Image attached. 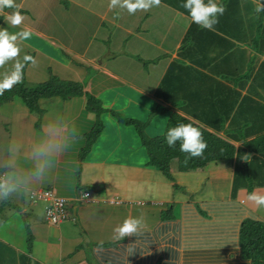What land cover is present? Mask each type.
Masks as SVG:
<instances>
[{"label": "crops", "instance_id": "crops-1", "mask_svg": "<svg viewBox=\"0 0 264 264\" xmlns=\"http://www.w3.org/2000/svg\"><path fill=\"white\" fill-rule=\"evenodd\" d=\"M15 1L19 6L28 2L29 8L35 4V0ZM249 1L252 5L258 2L241 0L240 9L246 16L255 17L256 7L252 6L253 10L246 7L251 5ZM12 11H0V28H5L7 16ZM99 15L101 19H106L104 14ZM135 19L139 21L138 25ZM190 22L189 15L160 1L159 6L150 11L131 15L128 27L124 28L134 35L138 33L136 38H141L143 34L152 36L153 41L156 35L165 38L161 40L164 44L161 41L159 44L163 53L170 54L165 56L169 62L177 56L176 50ZM9 26L17 30L18 26L20 29H30L38 36H47L51 43L56 44L50 34L29 26L25 20L21 25ZM244 38L247 39L245 42L227 37L234 45L227 52L231 57L224 61L225 64L217 60L223 71L232 69L241 75L248 69L249 58H253L252 75L260 69L264 49L255 50L250 42L252 37L244 35ZM17 44L21 49L20 55L0 66V79L13 70L17 61L24 62L25 54L30 55L35 63L29 61L26 64V80L43 82L52 73L64 80L85 81L84 89L97 97L108 111L102 114L103 130L79 161V151L85 144L84 134L94 122V114L86 109L84 95L68 99L51 97L46 101L42 98L39 100L40 113L29 111L17 96L0 106V171L15 160L17 170L27 176L31 169L33 145L44 139L49 124L62 129L63 136L71 145L57 160L48 177L31 188V191L53 189L65 197L69 218L59 224L46 222L43 210L32 207L34 202L29 198L31 191L27 195L14 194L8 200L0 201V264H249L240 255L238 231L240 223L246 218L264 222V207L256 206L247 196L253 192L264 194V185L254 186L249 192L247 188L240 187L233 194V162L225 159L210 160L202 168L180 167L176 161H172L170 172L174 181H171L157 169L146 165L145 152L139 150L141 161H133L134 158L128 156L136 152L133 148L136 140L128 139L135 134L109 112L113 110L125 117L142 120V113L149 116L156 106L168 105L155 94L168 62L163 71L158 70L152 79L146 67L137 66L134 69L141 78H136L137 75L133 78L129 66L114 64L122 57L113 53L103 56L109 63L102 58L95 64L98 55L90 52V42L81 50L67 48L73 60L67 63L52 53L38 50L28 41L18 39ZM89 66L95 69L90 77ZM221 81L229 90L240 93L237 98L248 94L256 100L257 107L264 104L263 86L258 82L254 84L255 90L248 92V79L239 81L240 85ZM117 84L125 86V90L120 87L119 99L141 102L140 106L130 105L132 110L129 114L121 106H115L113 96L110 97L113 89H120L114 87L107 91L108 87ZM128 89L135 92V100L127 93ZM256 102L247 107L256 108ZM238 104L239 101L229 112L223 129L218 131L235 146H239L241 140L230 136V123L236 116ZM165 116H153L151 120H159L160 126L162 123L165 126ZM160 126L152 128V132L149 126L146 131L149 135L160 134ZM253 135L248 134L245 138L250 139ZM111 154H124V158L109 157ZM214 181L227 182L226 195H217L215 186H211ZM173 183L178 188H173ZM84 191L89 195L81 199ZM127 217L140 218L142 224L137 233L118 238L114 229Z\"/></svg>", "mask_w": 264, "mask_h": 264}, {"label": "trees", "instance_id": "trees-1", "mask_svg": "<svg viewBox=\"0 0 264 264\" xmlns=\"http://www.w3.org/2000/svg\"><path fill=\"white\" fill-rule=\"evenodd\" d=\"M160 1L189 15L188 11L182 7L184 0ZM240 1L220 0L225 11L218 17V23L213 30L202 29L192 22L189 23L185 36L176 50L177 56L168 62L155 92L156 96L168 105L156 106L146 121L125 117L113 110L109 111L121 125L133 127L145 152L146 165L157 169L171 181H174L170 172L172 161H176L177 165L185 168H202L213 159L232 161L233 194L240 187L247 188L249 192L254 186L264 185V104L257 107L256 100L248 94L237 98L240 93L229 90V87L221 81L222 79L240 85L239 81L244 82L248 79L250 81L248 92L255 90L256 82L263 86L264 91V60L254 75L251 72L253 58H249L248 69L241 75L232 69L228 70L229 72L223 71L219 66L221 60L224 62L231 57L227 52L234 43L227 37L241 39L245 42L247 39L244 35L245 37L251 36L250 42L255 46V50L263 51L264 49V12L256 13L255 17H248L243 10L241 11ZM249 3L251 4V1ZM252 6L257 7L255 4L246 5L249 10H253ZM259 36H261L260 39H258ZM163 55L169 56L170 54L163 53ZM138 59L141 60L139 57ZM158 59L159 57L147 60V62H156ZM142 65L147 64L144 62ZM82 95L86 98V109L94 114V122L84 134L85 144L78 154V160L81 161L103 130L102 114L108 111L97 97L84 89L83 83L64 80L52 73L43 82L29 83L24 77L23 70L21 82L0 95V106L17 96L21 98L29 111L40 113L39 100L42 98L68 99ZM237 101L239 104L236 116L230 123V136L241 140L239 146H235L226 137L218 134V131L223 129L226 118L229 117V112ZM255 102L256 108L255 106L254 108L247 107L251 104L255 105ZM163 112L167 119L163 132L149 135L146 131L149 119L153 116L158 117ZM240 116H242V121H240ZM190 122L200 128L207 144L200 157H190L188 153L181 152L179 142L175 147L170 148L165 141L168 128L178 123ZM254 122L260 127L256 128ZM253 133L252 138H245ZM173 188L176 189L178 186L173 183ZM238 238L241 257L247 259L249 264H264V222L251 218L242 220Z\"/></svg>", "mask_w": 264, "mask_h": 264}, {"label": "rangeland", "instance_id": "rangeland-1", "mask_svg": "<svg viewBox=\"0 0 264 264\" xmlns=\"http://www.w3.org/2000/svg\"><path fill=\"white\" fill-rule=\"evenodd\" d=\"M109 2L110 0H35V4L33 3L34 6L32 8H29L27 6L28 2H25L23 6L20 7L25 17L24 20L26 21V23L29 24V26L34 27L35 29L43 30L45 34L47 33L46 35L50 34L56 44L51 43L50 38H48L47 36H38L32 31V37L29 40L25 41H28L33 47L37 48L38 50L52 53L53 55L58 57L59 60L63 61V63H67L72 60V55L70 51L67 50V48L71 50H81V48L85 46L86 43L90 42V52L98 55L94 60L95 64L99 63L104 55L113 53L115 55H118L119 57H122L118 58V63L115 62L114 64L116 66H129V68H131V76L133 78L136 75V78H141L138 74L139 72L137 70L135 71L134 69L135 67L140 66L141 68L146 67L145 70L147 69V72L152 79L158 70L159 72L163 71L166 66L165 64L168 62V57H165L164 55L159 56L163 53L160 49L159 42L165 38H160L159 35H156L157 33L151 34L156 35L153 38L154 41L152 40V36H145V34H143L141 38H136L135 36H138V33L134 35L133 32H129L127 29H125L126 27H128L127 24L129 19H131V15L127 12L126 9H110L108 6ZM8 10L12 11V9ZM140 12L141 11H137L136 13ZM102 13L106 17V19L100 18L99 14L103 15ZM136 19L135 24L138 25L139 21ZM6 24L7 25H5V28L7 27L10 32L12 30L13 32L19 33L25 30L22 28L21 30L19 26L18 30L13 27L10 28L9 23L6 22ZM136 27L138 28L141 26ZM170 37L171 36L169 34L168 40H170ZM161 43L163 42L161 41ZM158 56L159 59L156 62H147V60L158 58ZM138 57L141 58V60H139ZM102 60L105 63H109L105 57ZM144 62H146V66L142 65L144 64ZM87 69L89 73L88 76L93 75L92 73L95 72V69H93L92 66L87 67ZM26 81L32 83L31 81ZM120 85L121 84H117L116 86L113 85V87L110 86L107 88V91L114 87L120 89L119 91H114L113 89L110 97L113 96L115 106H121L129 114L131 113L130 110H132L130 105L132 106L138 104V106H140L141 102L139 100H136L134 102H127L126 99H119L118 93L122 91L121 88L125 90V86L123 85L121 87ZM127 93L133 97V100L136 99L135 92L128 89ZM46 99L50 98H44L43 100L46 101ZM121 102H123V104H121ZM163 114H165V112H163L162 115ZM141 116L143 117L141 118V121H146L149 118L148 115L144 116L143 113L141 114ZM253 124H255V122ZM253 124L252 127L254 128ZM160 125L161 123H159V120L152 121L151 118L149 119L148 127L150 126V132H152V128L156 129ZM255 126H257V124H255ZM162 127L164 128L163 123L162 126L158 128V131L160 133L163 132ZM0 128L2 129L1 125ZM127 130H130L135 134L134 137H128L129 141H133V138L134 140H136L133 147L136 152L134 154L130 153L128 154V156L130 158L132 157L131 159L134 158L133 161H141L142 158L139 157V150L140 152L144 153L143 147L140 146V142L135 131L133 130V127L131 125L128 126ZM238 144L239 143H237V145ZM109 157L122 160L124 158V154H111ZM213 185L215 186V192H218L217 195H226L224 193L228 189L227 182L225 184L223 183V181H214L211 186ZM247 196L249 195L247 194ZM44 205V201L40 199H36V201L32 203V207L43 210V217Z\"/></svg>", "mask_w": 264, "mask_h": 264}, {"label": "clouds", "instance_id": "clouds-1", "mask_svg": "<svg viewBox=\"0 0 264 264\" xmlns=\"http://www.w3.org/2000/svg\"><path fill=\"white\" fill-rule=\"evenodd\" d=\"M159 4L160 0H110L108 6L110 9H126L130 15H133L137 11L147 12ZM182 7L188 11L192 23L207 30L214 29L218 23V17L223 15L225 11L220 0H184ZM4 9L13 10L7 16V23L12 26L22 24L25 17L15 0H0V11ZM255 12H264V0H258ZM31 37L30 29L12 33L7 28H0V66L20 55L21 49L17 44L18 39L29 40ZM28 61L35 63L32 57L25 55L24 62L17 61L13 70L0 79V95L21 82L25 63ZM165 141L170 148L175 147L179 142L180 151L188 153L190 157L202 156L207 147L200 128L192 122L178 123L176 126L168 128ZM70 146L67 138L63 136V130L49 124L45 129L44 139L33 145L30 156L31 169L27 176L22 175L17 170L15 160L5 165L4 169L0 171V201H6L14 194L27 195L33 184L48 177L57 160ZM248 199L254 202L256 206L264 207V194L253 192L249 194ZM141 224L140 218L127 217L114 229V232L118 238L123 239L137 233Z\"/></svg>", "mask_w": 264, "mask_h": 264}, {"label": "built area", "instance_id": "built-area-1", "mask_svg": "<svg viewBox=\"0 0 264 264\" xmlns=\"http://www.w3.org/2000/svg\"><path fill=\"white\" fill-rule=\"evenodd\" d=\"M89 193L82 192L81 199L87 198ZM30 198L46 202L44 210V218L48 223L59 224L69 218L68 201L65 197L58 195L53 189H41L32 191Z\"/></svg>", "mask_w": 264, "mask_h": 264}]
</instances>
